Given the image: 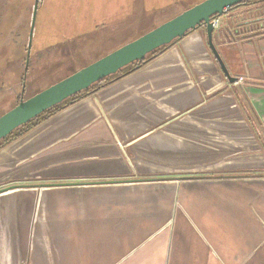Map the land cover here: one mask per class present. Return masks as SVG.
I'll return each mask as SVG.
<instances>
[{
    "label": "crops",
    "instance_id": "1",
    "mask_svg": "<svg viewBox=\"0 0 264 264\" xmlns=\"http://www.w3.org/2000/svg\"><path fill=\"white\" fill-rule=\"evenodd\" d=\"M264 6L193 31L0 148V264H264ZM232 92L233 97L230 96Z\"/></svg>",
    "mask_w": 264,
    "mask_h": 264
},
{
    "label": "rangeland",
    "instance_id": "2",
    "mask_svg": "<svg viewBox=\"0 0 264 264\" xmlns=\"http://www.w3.org/2000/svg\"><path fill=\"white\" fill-rule=\"evenodd\" d=\"M204 1L38 0L26 68L35 0H0V117L23 84L26 101ZM245 17L243 39L264 33L255 15Z\"/></svg>",
    "mask_w": 264,
    "mask_h": 264
},
{
    "label": "water",
    "instance_id": "3",
    "mask_svg": "<svg viewBox=\"0 0 264 264\" xmlns=\"http://www.w3.org/2000/svg\"><path fill=\"white\" fill-rule=\"evenodd\" d=\"M248 1L206 0L26 101L22 99L24 92L23 84L21 99L18 105L0 117V141L47 110L87 90L101 80L115 75L121 69L135 62L142 61L150 53L170 45L174 40L184 38L188 32L195 31L201 24H204L206 27L207 46L221 73L229 84L236 83L237 79L229 74L213 44L212 34L214 27L212 21L223 16L232 7ZM37 9L38 0H35L25 61L26 68L29 60V50L31 48ZM216 16L219 17L215 18Z\"/></svg>",
    "mask_w": 264,
    "mask_h": 264
},
{
    "label": "trees",
    "instance_id": "4",
    "mask_svg": "<svg viewBox=\"0 0 264 264\" xmlns=\"http://www.w3.org/2000/svg\"><path fill=\"white\" fill-rule=\"evenodd\" d=\"M250 5H260V6H264V0H249L248 2H243L241 4H238L234 7H232L231 9L227 10L224 14L240 8V7H244V6H250ZM223 14V15H224ZM219 16H216L215 18H218ZM196 30H201L204 35L206 36V27L204 24H201L200 26H198ZM193 31H190L186 34V36L189 33H192ZM177 41H179V39L174 40L170 45L162 47L152 53H150L149 55H147L142 61L140 62H135L123 69H121L120 71H118L115 75H112L104 80H101L100 82L92 85L90 88H88L87 90L65 100L64 102H62L59 105H56L55 107L47 110L46 112H44L43 114L39 115L38 117H36L35 119L31 120L30 122H28L26 125L19 127L18 129L14 130L9 136H7L5 139L0 141V148L15 140L16 138H18L19 136L23 135L24 133L30 131L32 128H34L35 126H37L38 124L42 123L43 121H45L46 119L52 117L54 114H56L57 112H59L60 110H62L63 108L69 106L70 104L76 102L77 100L81 99L83 96L88 95L89 93H91L93 90L101 87L102 85H104L105 83H108L109 81L115 80V79H119L121 77H124L128 74H130L132 71L136 70L137 68H139L140 66L144 65L145 63L149 62L150 60H152L153 58H155L156 56H158L159 54H161L162 52H164L165 50H167L170 46H172L173 44H175ZM220 70V69H219ZM221 72V71H220ZM222 74V73H221ZM223 76V74H222ZM223 78H225L223 76ZM23 80L21 82V84H23ZM21 96V95H20ZM20 96L17 98L16 101V105H18L19 103V98ZM15 105V106H16Z\"/></svg>",
    "mask_w": 264,
    "mask_h": 264
},
{
    "label": "built area",
    "instance_id": "5",
    "mask_svg": "<svg viewBox=\"0 0 264 264\" xmlns=\"http://www.w3.org/2000/svg\"><path fill=\"white\" fill-rule=\"evenodd\" d=\"M212 24H213L214 29H216L218 27V25H219L218 19L212 21ZM241 82H242L241 78L237 80V83H241Z\"/></svg>",
    "mask_w": 264,
    "mask_h": 264
},
{
    "label": "flooded vegetation",
    "instance_id": "6",
    "mask_svg": "<svg viewBox=\"0 0 264 264\" xmlns=\"http://www.w3.org/2000/svg\"><path fill=\"white\" fill-rule=\"evenodd\" d=\"M21 97L19 98V101H20Z\"/></svg>",
    "mask_w": 264,
    "mask_h": 264
}]
</instances>
